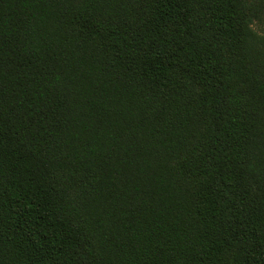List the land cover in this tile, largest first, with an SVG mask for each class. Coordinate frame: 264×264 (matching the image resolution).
<instances>
[{"label": "trees", "instance_id": "16d2710c", "mask_svg": "<svg viewBox=\"0 0 264 264\" xmlns=\"http://www.w3.org/2000/svg\"><path fill=\"white\" fill-rule=\"evenodd\" d=\"M0 264H264V0H0Z\"/></svg>", "mask_w": 264, "mask_h": 264}]
</instances>
